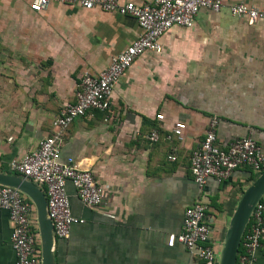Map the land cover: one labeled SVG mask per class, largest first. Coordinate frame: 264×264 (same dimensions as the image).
<instances>
[{"label": "crops", "instance_id": "1", "mask_svg": "<svg viewBox=\"0 0 264 264\" xmlns=\"http://www.w3.org/2000/svg\"><path fill=\"white\" fill-rule=\"evenodd\" d=\"M30 2L0 0L5 173H12V160L54 132L62 108L76 99L83 72L107 68L141 33L129 15L59 2L34 12ZM240 2L264 7V0H225L220 11L202 8L192 27L170 28L161 51L134 62L115 86L110 111H93L69 126L60 161L74 159L92 170L108 196L102 208H90L67 184L80 221L69 237L56 239L55 264H202L183 244H168L183 230L187 208L199 201L208 207L220 255L237 206L259 175L241 167L201 187L190 163L212 116L220 118L223 144L252 134L264 146V20L249 24L233 16L230 6ZM178 122L186 125L181 137L173 131ZM156 128L160 139L151 141ZM12 233L9 213L0 208V264L17 262ZM254 264H264V245Z\"/></svg>", "mask_w": 264, "mask_h": 264}, {"label": "built area", "instance_id": "2", "mask_svg": "<svg viewBox=\"0 0 264 264\" xmlns=\"http://www.w3.org/2000/svg\"><path fill=\"white\" fill-rule=\"evenodd\" d=\"M52 2L80 6L91 10L117 12L134 17L141 28L138 38L125 50L114 56L109 66L99 73L85 70L78 84L75 101L64 105L54 120V132L40 140L36 149L10 163L12 173L25 177L46 194L48 214L57 239L67 238L74 224L80 220L72 212L67 184L74 186L80 200L90 208L106 204L107 189L98 182L92 170L77 166L74 159L60 161V153L69 126L78 117L93 111H110L115 86L134 62L147 51H161V37L174 26L192 27L202 8L220 11L225 0H154L146 4L121 0H31L34 12L46 10ZM233 16L245 18L249 24L264 20V7L244 2L230 6ZM164 119L163 114L158 115ZM220 118L212 116L203 141L191 154L190 169L195 181L203 187L209 179H228L241 167L253 173L264 172V146L252 134L223 144L218 135ZM185 123L175 124L173 131L182 136ZM151 141L160 139L156 128L149 135ZM175 160V156L170 157ZM0 208L8 211L13 223L11 244L16 264H42L38 225L34 222L36 206L21 190L0 184ZM81 222H83L81 220ZM212 229L208 222V207L197 202L186 210L183 230L170 235L168 244H183L202 264H218V249L212 242ZM264 245V197L256 205L243 235L237 264H254L255 255Z\"/></svg>", "mask_w": 264, "mask_h": 264}, {"label": "water", "instance_id": "3", "mask_svg": "<svg viewBox=\"0 0 264 264\" xmlns=\"http://www.w3.org/2000/svg\"><path fill=\"white\" fill-rule=\"evenodd\" d=\"M0 184L24 192L36 206L42 264H55L56 236L48 214V200L43 189L31 180L15 173L0 172ZM264 197V172L246 189L230 221L218 264H237L241 241L258 202Z\"/></svg>", "mask_w": 264, "mask_h": 264}, {"label": "trees", "instance_id": "4", "mask_svg": "<svg viewBox=\"0 0 264 264\" xmlns=\"http://www.w3.org/2000/svg\"><path fill=\"white\" fill-rule=\"evenodd\" d=\"M256 176H258V175L256 174ZM256 176H253L251 180H254Z\"/></svg>", "mask_w": 264, "mask_h": 264}]
</instances>
